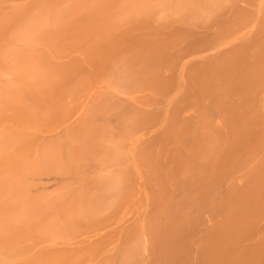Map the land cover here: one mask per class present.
<instances>
[{"label": "bare ground", "instance_id": "6f19581e", "mask_svg": "<svg viewBox=\"0 0 264 264\" xmlns=\"http://www.w3.org/2000/svg\"><path fill=\"white\" fill-rule=\"evenodd\" d=\"M0 264H264V0H0Z\"/></svg>", "mask_w": 264, "mask_h": 264}, {"label": "rangeland", "instance_id": "374dc122", "mask_svg": "<svg viewBox=\"0 0 264 264\" xmlns=\"http://www.w3.org/2000/svg\"><path fill=\"white\" fill-rule=\"evenodd\" d=\"M242 6H245V5H242ZM198 32H199L200 35H202V29H201V28L198 29ZM178 192H179V191H177V193H178ZM180 192H181V191H180ZM203 210H204V209H203ZM203 210L201 211V213L203 214V216H201V217H204V218H206V219H205V220H204V219L201 220V217H199V218H200L199 220H200L201 222H200L199 220H198V221H199L201 224H199V223L197 222V223L199 224V226L197 225L196 230H195V228L193 229V230H194V231H193L194 234H196L197 232H200V227H201V230L203 231L205 228L208 227V225L211 224L210 222H213V217H212L213 215L211 214V215H212V216H211V215L209 214L208 211H205L206 209H205L204 211H203ZM203 212H205V213H203ZM202 214H201V215H202ZM209 218H211V219H209ZM208 219H209V220H208ZM202 221L204 222L203 225H202V223H203ZM208 221H209V222H208ZM197 223H196V224H197ZM103 226H104V230L107 231V229L110 228V227H112V226H114V224L111 225V226H109V227H105V225H103ZM204 227H205V228H204ZM198 228H199V229H198ZM100 229H101V227H100ZM104 230H103V229L100 230L101 234L103 233ZM197 230H199V231H197ZM97 231H98V230H97ZM100 232L98 231V234H100ZM102 235H103V234H102ZM92 237L94 238L95 236H92ZM92 237H91L90 239H93Z\"/></svg>", "mask_w": 264, "mask_h": 264}]
</instances>
